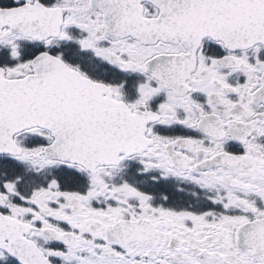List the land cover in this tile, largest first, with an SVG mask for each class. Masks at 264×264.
Returning <instances> with one entry per match:
<instances>
[{"label": "snow or ice", "instance_id": "1", "mask_svg": "<svg viewBox=\"0 0 264 264\" xmlns=\"http://www.w3.org/2000/svg\"><path fill=\"white\" fill-rule=\"evenodd\" d=\"M0 264H264V0H0Z\"/></svg>", "mask_w": 264, "mask_h": 264}]
</instances>
